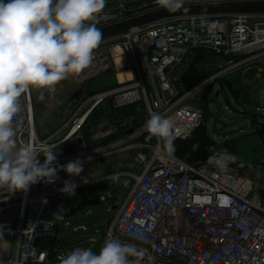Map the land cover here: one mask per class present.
Returning a JSON list of instances; mask_svg holds the SVG:
<instances>
[{
	"label": "built area",
	"instance_id": "built-area-1",
	"mask_svg": "<svg viewBox=\"0 0 264 264\" xmlns=\"http://www.w3.org/2000/svg\"><path fill=\"white\" fill-rule=\"evenodd\" d=\"M237 1L243 0H184L183 5ZM111 4L99 15L97 28L164 8L155 0L137 7L128 6L126 0ZM116 46L124 60L120 70H130L131 78L88 93L84 99L82 92L65 123L45 136L35 127L30 90L21 96V111L13 120L17 146H32L41 163L49 148L55 151L75 146L71 152L56 154L57 163L64 165L75 159L85 163L79 176L59 171L55 182L41 181L26 192L0 188V211L10 206L17 210L11 230L13 249L3 260L7 264H51L46 241L55 229L52 212L56 197L67 196L68 202L79 190L99 184L104 178L91 175L89 163L122 153L132 155L131 167L137 166L138 173H117L127 174L134 184L106 226L105 241L116 238L143 249L144 264H264V198L260 193L264 167L243 174L231 163L227 170L219 169L208 162L209 157L225 151L215 146L204 161L194 164L175 155V141L185 140L203 124L206 106L198 100L203 89L242 63L263 56L264 14L184 15L133 27L100 42L89 65L91 72L118 70L113 55ZM198 50L229 62L185 89L182 65ZM108 104L118 112L131 108H143L144 112L113 128H105L106 118L87 142L80 134L86 120ZM151 113L173 119L174 151L170 152L160 139L149 138L144 125ZM127 124L132 127L122 129L121 137L98 146L87 144L110 137ZM77 139L82 140V149ZM67 180L77 185L74 195L61 191ZM57 210L61 213L60 208ZM54 257L60 262L65 256Z\"/></svg>",
	"mask_w": 264,
	"mask_h": 264
},
{
	"label": "clouds",
	"instance_id": "clouds-1",
	"mask_svg": "<svg viewBox=\"0 0 264 264\" xmlns=\"http://www.w3.org/2000/svg\"><path fill=\"white\" fill-rule=\"evenodd\" d=\"M107 0H0V188L28 191L31 185L53 183L58 172L79 176L85 161L57 163L49 148L41 163L30 145L18 147L13 120L21 111L20 98L31 88L55 90L70 74L82 73L93 61L102 39L96 21ZM169 11L183 7L184 0H155ZM92 23H87V22ZM149 138L160 139L174 151V121L151 113L145 122ZM90 159V158H89ZM237 157L227 150L209 157V163L227 170ZM77 185L67 180L63 193L75 194ZM144 250L116 238L105 241L99 252L76 248L60 264H135Z\"/></svg>",
	"mask_w": 264,
	"mask_h": 264
},
{
	"label": "rangeland",
	"instance_id": "rangeland-1",
	"mask_svg": "<svg viewBox=\"0 0 264 264\" xmlns=\"http://www.w3.org/2000/svg\"><path fill=\"white\" fill-rule=\"evenodd\" d=\"M114 1L116 0H113L112 3ZM129 1H138L143 4L148 0ZM195 55L196 52L190 54L183 62L182 72H184L185 78L193 63L198 74H202V81L229 62V59L216 57L208 52H202V55H199V59L197 58L196 60L194 59ZM126 74L127 78H131L130 71ZM126 77L122 75V80ZM91 78L94 79L91 80ZM114 78L113 73L105 75L100 72L98 75L97 72H90L89 66L82 73L70 74L66 79L60 81L55 86L54 91L31 88V104L38 134L45 136L47 132L53 131V129L69 118L75 108V103L72 104L70 96L74 90L80 88L84 80L89 81L83 90L85 93L84 96H81L83 99L88 93L113 86L115 83ZM122 80L119 79V81ZM184 82H186V79ZM224 82L230 84L231 89L236 90V92L233 93ZM208 86H211V88L205 98L206 101L202 100L204 92L198 97L200 103L204 104L206 102V108L211 113L210 117L203 120L202 125L204 128L197 133L206 131L212 140V143L206 147V156L210 153L211 147L215 146L218 149H225L237 157L236 163L234 165L231 163V165L238 173L243 174L251 168H258L262 171L264 167V142L258 139L255 132L262 131L264 133V54L260 58L242 63L236 69L222 76L221 79H216L213 83L208 84ZM118 111L110 107L109 104L99 107L90 115L89 119L92 118L86 120L80 134L84 138L85 133L90 129L95 127L94 130L96 131L99 125L105 122L106 118L109 121L105 128H113L115 125L118 126L120 123L130 121V118L137 114L141 117L142 112H144L143 108L141 110H133L131 108L122 112ZM111 112L114 114H111ZM130 127L132 125L127 124L125 127L113 132L110 135V137L115 136L113 138L108 136L97 138L90 140L91 142L87 144L91 145V147L102 145L105 142L121 137L123 134L122 129ZM92 132L94 131L91 130L90 133ZM259 136L262 138L261 134ZM131 159V154L122 155V153H117L89 163V168L92 172L95 171L100 177H109V179H105L98 184L99 188L94 195L97 201L94 205L84 207L66 220L71 227L87 224L88 229L86 231H72L71 227L68 229L64 220L63 224L60 223L61 228L57 233L58 244L54 240L52 242V239L46 241V244L53 243L54 253H61L65 256L71 248L78 246L92 248L93 251L99 252V249L105 243L104 232L106 226L110 224L111 219L131 189V185L134 184L133 178L127 174L117 175V173L129 171L138 173L137 166L131 167ZM90 188L82 189L78 198L69 199L68 202L71 205H75L79 199L91 194ZM263 189L260 191L262 196ZM101 196H103V199H101ZM66 199L67 196L56 197L57 203L53 207V211H57L58 203H60V208L64 210ZM113 206H116V208L114 209ZM16 218L17 210L14 206L0 211V231H9L10 234H0V257L3 259L7 256V251L10 252L13 249L14 236L11 234V230L15 226ZM92 237L95 238V241H89ZM2 242H5V244ZM3 259H0V264H7ZM129 259L134 260L135 264H144V259L141 257H129ZM54 264H60V262H54ZM164 264L167 263L165 262Z\"/></svg>",
	"mask_w": 264,
	"mask_h": 264
},
{
	"label": "water",
	"instance_id": "water-1",
	"mask_svg": "<svg viewBox=\"0 0 264 264\" xmlns=\"http://www.w3.org/2000/svg\"><path fill=\"white\" fill-rule=\"evenodd\" d=\"M236 13H246V14H264V0H243L237 2H214V3H204V4H185L183 7L176 11H169L165 8H159L151 10L148 12H143L135 16L126 18L122 21H118L103 27L98 28L102 33V39L106 40L117 36L121 33L128 31L133 27L143 26L155 21L162 19H167L171 17L184 16V15H226V14H236ZM111 70H107L105 73H109ZM94 78H91L93 80ZM89 80H84L80 88L74 90L70 96L72 103H76L82 94L86 83ZM217 94V93H216ZM211 116L208 108L205 110L204 119ZM79 148L82 149V140L77 139ZM75 149V146H65L62 149L55 150L56 154H64L66 152H71ZM99 188V185L90 188L91 194L89 196H84L79 199L75 205H71L69 202L64 204V218L72 217L76 212L81 211L86 206H91L96 203L95 192ZM81 190L78 191V195H74L72 198H78ZM71 198V199H72ZM115 209L116 206H113Z\"/></svg>",
	"mask_w": 264,
	"mask_h": 264
},
{
	"label": "trees",
	"instance_id": "trees-1",
	"mask_svg": "<svg viewBox=\"0 0 264 264\" xmlns=\"http://www.w3.org/2000/svg\"><path fill=\"white\" fill-rule=\"evenodd\" d=\"M202 52H204V51H202V50L196 51V55H195L194 59L196 60L199 57V55L201 56L202 55ZM202 78H203L202 77V74H198L197 70L194 68V63L191 64V68L188 70L187 77L185 78V76H184V81L186 79V82H184L185 89L192 88L197 83H199ZM224 84L233 93L236 92V90L231 89L230 84H228L227 82H224ZM210 88H211V86H206L205 87V90L203 91L204 92L203 93L204 95L202 94L203 95L202 100H205L207 94L210 91ZM205 103L202 104V105L206 106ZM203 128L204 127L202 125L200 128H198L193 133H191L188 136L189 138H186L185 140H176L175 141V146H176L175 155L179 159L185 161L188 164H194L196 162L204 161L205 160V158L207 157L206 156L207 155L206 147L208 146V144L212 143V140L207 135L206 131H202L199 134H197L198 131L199 130H202ZM260 133L262 134L263 139H264V133L262 131H260ZM111 137L113 138L115 136H111ZM204 156H205V158H204ZM202 158H204V159H202ZM199 159H202V160H199ZM197 160H199V161H197ZM235 163L236 162H234L232 164L234 165ZM263 197H264V189H263Z\"/></svg>",
	"mask_w": 264,
	"mask_h": 264
},
{
	"label": "crops",
	"instance_id": "crops-1",
	"mask_svg": "<svg viewBox=\"0 0 264 264\" xmlns=\"http://www.w3.org/2000/svg\"><path fill=\"white\" fill-rule=\"evenodd\" d=\"M112 1L113 0H107V2H106V5H105V7L107 6H111V3H112ZM127 2H128V6H131V7H137V6H139L140 4H142V3H140V2H132V1H129V0H126ZM119 54V56L118 57H120L121 55H120V53H118ZM122 57V56H121ZM115 61H116V58H115ZM119 62H117L116 61V67L118 68V70H116L115 68H113L109 73H113L114 74V81H115V83H114V85L113 86H115L116 84H117V82L119 81V78H118V74H122L124 77H126L127 76V72L128 71H130V70H125V69H122V70H120L121 68H123V67H120V66H122V64L124 63V60H123V58H122V60H121V63H119ZM118 65V66H117ZM89 69V68H88ZM90 72H91V68H90ZM102 73H104L105 75H107V74H109V73H105V72H102ZM100 73H98V75H99ZM127 78V77H126ZM126 78H124V79H126ZM123 79V80H124ZM113 86H111V87H113ZM110 88V87H109ZM106 89V88H105ZM103 90V89H102ZM100 91V90H99ZM81 96V95H80ZM75 102V101H74ZM74 102L72 103V104H74ZM65 122L63 121L62 123H61V125L62 124H64ZM61 125H59V126H61ZM95 128V127H94ZM94 128H92V129H90L89 131L91 132V130L92 131H94ZM86 132V129H85V136H84V140H86L87 142L89 141V138H90V136H92V133H90V132ZM255 134H256V136L258 137V139L260 140V141H262V142H264L263 141V136H262V134L258 131H256L255 132ZM261 134V136H262V138L259 136ZM89 172L91 173V175H93V176H97V177H100L95 171H91L90 170V168H89ZM101 177H103L104 178V180L105 179H109V177H104V176H101ZM98 185V184H97ZM96 186V185H95ZM102 197V196H101ZM101 199H103V198H101ZM57 203V202H56ZM56 203H55V205H56ZM65 203H67V202H65ZM64 203V204H65ZM58 205V207L57 208H60V203H58L57 204ZM61 209V208H60ZM65 210H62L61 209V213L60 212H58V210L57 211H53L52 212V217L55 219V229H54V232H53V234H52V236L49 238V240H51L52 242H53V240L54 241H56V244H58V242H59V240L57 239V233L59 232V230H60V228H61V224H63L62 222L65 220H67V218H64V214H65ZM61 223V224H60ZM66 225L68 226V229H69V227H71L70 226V224L68 223V221H66ZM84 227V228H83ZM88 229V225L87 224H79V225H76V226H72L71 227V230L72 231H79V230H82V231H86ZM89 241H91V238L89 239ZM52 244L53 243H51V244H46L47 246L46 247H49L51 250V261H50V263L52 264V263H54V262H56V259H55V257L54 256H56V255H58V254H61V253H54L53 252V248H52ZM79 247V246H78ZM75 248H77V247H74V248H71L70 250H69V252L70 251H72L73 249H75ZM0 259H3V258H1L0 257ZM166 263L167 264H174L172 261H166Z\"/></svg>",
	"mask_w": 264,
	"mask_h": 264
},
{
	"label": "bare ground",
	"instance_id": "bare-ground-1",
	"mask_svg": "<svg viewBox=\"0 0 264 264\" xmlns=\"http://www.w3.org/2000/svg\"><path fill=\"white\" fill-rule=\"evenodd\" d=\"M118 53H120V48L118 47V46H116V47H114L113 48V55H115V58H116V61L117 62H119V63H121V60H122V57L120 56V57H118L119 56V54ZM118 63V64H119ZM128 73V72H127ZM118 78L120 79V80H122V75L121 74H118ZM9 234V231H0V234L2 235V234ZM10 235V234H9ZM3 244H5V242H2Z\"/></svg>",
	"mask_w": 264,
	"mask_h": 264
}]
</instances>
